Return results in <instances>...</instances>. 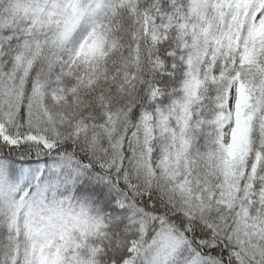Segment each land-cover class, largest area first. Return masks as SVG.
<instances>
[{
    "label": "snow or ice",
    "instance_id": "1",
    "mask_svg": "<svg viewBox=\"0 0 264 264\" xmlns=\"http://www.w3.org/2000/svg\"><path fill=\"white\" fill-rule=\"evenodd\" d=\"M0 264H264V0H0Z\"/></svg>",
    "mask_w": 264,
    "mask_h": 264
}]
</instances>
